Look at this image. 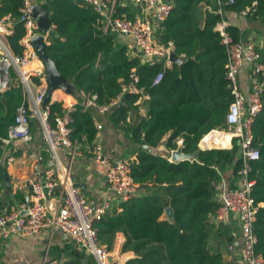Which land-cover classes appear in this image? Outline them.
Returning <instances> with one entry per match:
<instances>
[{
    "label": "trees",
    "instance_id": "16d2710c",
    "mask_svg": "<svg viewBox=\"0 0 264 264\" xmlns=\"http://www.w3.org/2000/svg\"><path fill=\"white\" fill-rule=\"evenodd\" d=\"M21 5L22 0H0V16L13 22L14 30L6 39L15 54L22 53ZM202 5L211 8L204 11L200 24ZM42 7L54 27L45 51L69 82L70 93L78 97V90L82 89L95 95L98 105H108L120 96L108 111L110 120L114 126L125 129L138 145L129 164L130 175L138 185L137 194L115 202L95 223L100 243L110 248L114 234L121 231L125 235L122 250L136 254L124 263L112 264H238L209 246L213 216L219 206L216 185L225 169L233 165L236 175L242 163L236 144L231 149H200L196 159L170 162L139 143L155 147L169 132L164 140L167 150L175 149L176 138L182 136V150L191 152L198 148V141L208 130L225 125L233 93L227 78V48L215 26L228 12L244 11V16L264 20V0H173L167 18L157 27L160 40H171L173 51L185 57L179 65L173 63L171 67L155 59L142 62L138 54L119 41L116 33L101 29L91 4L80 0H42ZM219 7L222 12H218ZM124 11L120 8L118 13ZM128 17L132 15L129 13ZM225 30L231 42L240 41L236 25L230 24ZM261 52L264 62V44ZM132 70L139 78L137 86L142 92L121 95L122 85L131 81ZM9 71V88L0 94V181L7 163L1 137L7 135L24 99L16 71L12 68ZM158 72L163 76L153 84ZM143 94L149 96L148 117L123 124L128 110L135 108L134 102ZM261 101L262 108L251 124L253 145L260 156L251 161L249 177L255 180L251 195L256 203H263L258 206L253 229L257 237L255 252L264 257V89ZM48 106L52 121L67 112L60 100L48 102ZM67 114L72 141L90 149L97 133L96 109L83 111L76 105ZM46 157L49 158L48 154ZM14 201L24 202L25 195L21 191L7 194L3 201L8 205L5 212ZM168 205L173 209V222L164 216ZM222 236L226 244L234 242L233 235L218 228L215 237ZM65 249H71L68 259L61 260L64 250L54 247L55 254L49 260L58 264H94L93 255L79 245L73 243Z\"/></svg>",
    "mask_w": 264,
    "mask_h": 264
},
{
    "label": "built area",
    "instance_id": "2783aa9c",
    "mask_svg": "<svg viewBox=\"0 0 264 264\" xmlns=\"http://www.w3.org/2000/svg\"><path fill=\"white\" fill-rule=\"evenodd\" d=\"M91 4L98 16L101 29L104 32H114L117 35L129 37L135 49L142 52L145 60H160L165 65L173 62L170 53L174 45L171 40L162 41L158 37L157 27L168 16L173 0H80ZM124 1L139 6V13L128 17L125 12L118 13L125 7ZM33 0H22L19 21L24 27V34L19 43L22 53L15 54L9 47L6 35L13 32V22L7 16H0V94L9 88L11 82L10 68L14 69L20 79L23 89V103L17 107L14 122L9 125L7 135L1 137L4 146L13 141L30 142L32 131L30 123L37 120L40 134L46 144L49 155L47 165L38 171L31 181L29 200L19 203L8 212L0 213V237L7 238L13 234L31 236L43 229H58L64 235L76 242L80 247L91 253L95 264H111L108 260L110 252L97 238L95 227L103 214L114 202L128 200L138 191V185L129 171L133 158H113L103 151L102 145L94 141L89 149L90 160L95 173L104 178L108 185L110 196L98 203L89 202L74 186L71 173L64 166L60 151H66L69 160L77 154L76 141L70 137L68 127L69 116H56L52 121L49 116L48 102L43 104L45 88H39L46 83L44 65L38 58L31 39L41 34L48 43V34L41 33L36 19L31 15L30 5ZM40 4L41 1L39 2ZM222 12V8H218ZM244 14V11L242 12ZM223 19L216 24V29L222 35V42L227 48V78L232 84L233 100L225 114V125L208 130L201 138L200 149L226 148L234 144L238 147L241 166L237 170L235 183L223 188L216 196L219 202L213 221L223 223L236 218L239 236L236 241L228 244L239 256L238 264H264V257L256 254L254 222L259 203L251 195L255 180L249 177L251 161L259 158V149L253 145L251 124L262 108L261 92L264 89V62L261 61L262 46L255 41L231 42L225 30ZM50 28H54L51 25ZM37 62V65H33ZM247 69L246 85L239 83V72ZM158 72L153 84L162 78ZM131 81L122 85L123 93L142 92L137 86L139 80L134 70L130 73ZM36 80V81H35ZM35 89V90H34ZM83 110L95 108L98 113H106L120 96L108 105H98L96 96L78 90ZM142 97H148L143 94ZM70 109L74 108L71 104ZM97 121V120H96ZM102 127L96 122V128ZM182 139L178 140L181 143ZM176 149V148H175ZM169 150L167 160L172 161ZM56 196V197H55ZM39 264H57L56 260H43Z\"/></svg>",
    "mask_w": 264,
    "mask_h": 264
},
{
    "label": "crops",
    "instance_id": "0c3cea01",
    "mask_svg": "<svg viewBox=\"0 0 264 264\" xmlns=\"http://www.w3.org/2000/svg\"><path fill=\"white\" fill-rule=\"evenodd\" d=\"M33 1H35L36 3H39L41 1L42 3V0ZM124 5L125 7H122L121 9H124V12L127 14L130 13L132 16H134L140 12L138 5L127 1H124ZM210 8L211 7L209 5H202L199 13L200 24H202L204 21V11L209 10ZM223 21L225 22L226 26L233 24L238 27L241 33V41L252 40L255 41L258 45L264 44L263 19L254 20L248 16H244L243 14L228 12ZM51 38L52 36L50 35V37L48 38V44L50 43ZM117 38L120 42L127 45L132 53L138 54V51L135 49L131 38L120 35H117ZM140 57L142 58V56ZM173 63L174 62H171V64L166 66L171 67ZM37 64V62H33V65ZM177 64L179 65L180 63ZM247 75L248 70L246 68L240 70L238 78L239 83L243 88L246 85ZM46 87L47 82H43L42 86H40L39 88L46 89ZM75 95L72 93H65L62 89L56 88L51 93L49 103L53 102L54 100H60L63 102V106L67 112L72 111L76 107V105H79L81 110H83L81 107V98L76 97ZM148 103L149 96L140 97L138 100H136L133 104L135 105V108H131L128 110L123 124L125 122H135L137 120H140L142 117H148ZM71 104L74 106V108L72 109H70L69 107ZM67 112L65 113L66 115H68ZM109 114L110 113L108 112H97V115L94 116V124L96 125V122L98 121L102 125L100 129H97L94 141L99 142L102 145L103 151L113 158H134L135 150L138 148V145L132 142L130 134L125 129L114 126V124L110 120ZM31 126L32 139L30 142L27 143L22 141H13L3 147V154L5 157L7 156L6 170L9 175L10 187L8 188L6 186L3 174V181H0V200L2 201V203H0V213L8 209V205L3 202L7 194L13 195L16 191H21L25 195L26 201V196L29 195L30 192L31 181L35 177L36 173L47 165L49 158H47L46 156L48 153L46 150V144L40 134L37 120L32 121ZM168 135L169 132H167L163 136L161 142L155 147L148 146V144L145 143L147 145L146 148L154 154H159L167 159L169 150L165 148L164 140ZM179 139H182L183 141L182 136H178L175 140L176 148L182 147V142L178 143ZM198 143L200 147H202L201 142L198 141ZM88 149L89 147L87 149L82 148V146L78 144L77 154L72 158V160H69V157L65 150L64 152L62 150L60 151V157L63 165L69 168L71 178L74 177L77 182H82L84 184V187H77L79 191L86 197L89 202L98 203L103 198L109 197L111 194L108 190L106 180L95 173L89 157L90 153ZM14 153L16 154L10 155ZM232 168L233 165L229 166L222 172L221 180L216 185L217 195L220 191L223 190V188L230 187L235 183L236 175L233 174ZM18 204L19 202L14 201L9 205V210L17 207ZM115 204L116 203L114 202L113 205ZM260 205H263V203H259V206ZM219 224H221V226ZM218 228L221 231H225L227 234L233 235L234 240L236 241L237 237L239 236L238 223L236 221V218L230 216V220L227 222L213 223L210 229L211 238L209 240V246L213 251L221 250L227 260L239 263L238 254L235 250H231L228 248V244H226L223 240L224 236H222L221 238L215 237ZM124 242V233L121 231H117L114 234L113 242L110 248H107L106 244L104 243L101 244L108 249L110 255L113 258V262L124 263L125 261L136 255L132 250H122ZM73 243L77 244L56 228L43 229L31 236L23 237L13 234L7 238L0 237V264H39L43 260H49L55 254L53 252L54 247H60L64 250V253L62 252L60 257L61 260H66L69 258V251L71 249H69L68 251L65 248H70Z\"/></svg>",
    "mask_w": 264,
    "mask_h": 264
},
{
    "label": "water",
    "instance_id": "95a60500",
    "mask_svg": "<svg viewBox=\"0 0 264 264\" xmlns=\"http://www.w3.org/2000/svg\"><path fill=\"white\" fill-rule=\"evenodd\" d=\"M30 9H31V15L36 19V23H37L39 31L41 33L47 32L48 37L54 34V28H50L52 24L50 22L48 12L42 7V4L32 3L30 5ZM31 43L34 49L36 50L38 58L41 60V62L44 65L46 79H47V87L45 89V96H44L43 104L49 102L51 98V93L56 88L62 89L65 93H70L69 82L60 74L53 59H51L45 51V48L48 45V43L45 41V38L43 37V35L36 34L35 36L32 37ZM137 53L138 55L142 56V62H144L145 58L143 57L142 52L138 51ZM170 59L174 63H181L182 61L185 60V57L178 56L174 51H172L170 53ZM141 145L143 147H147V145L144 142H142ZM199 150L200 148L198 147L194 151L184 152L182 150V147H178L171 152V159L174 162H177L180 160H186V159H189V160L196 159ZM3 173H4L6 186L9 188L10 182H9L8 172L5 169ZM72 180L74 182L75 187H78V186L84 187V184L82 182H77L74 177H72ZM28 200H29V196L27 195L26 201ZM164 216L169 221L173 222L174 220L173 219V209L171 206L168 205L165 207ZM108 260L110 263L113 262V258L111 255L108 257Z\"/></svg>",
    "mask_w": 264,
    "mask_h": 264
}]
</instances>
